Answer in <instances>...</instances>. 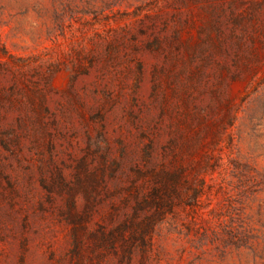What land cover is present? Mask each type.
<instances>
[{"label":"rangeland","instance_id":"rangeland-1","mask_svg":"<svg viewBox=\"0 0 264 264\" xmlns=\"http://www.w3.org/2000/svg\"><path fill=\"white\" fill-rule=\"evenodd\" d=\"M0 264H264V0H0Z\"/></svg>","mask_w":264,"mask_h":264}]
</instances>
